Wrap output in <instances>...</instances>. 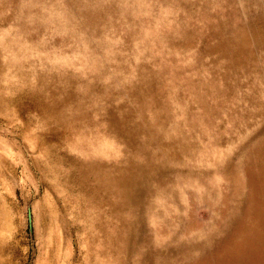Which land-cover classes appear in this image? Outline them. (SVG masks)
Wrapping results in <instances>:
<instances>
[{"label":"rangeland","instance_id":"obj_1","mask_svg":"<svg viewBox=\"0 0 264 264\" xmlns=\"http://www.w3.org/2000/svg\"><path fill=\"white\" fill-rule=\"evenodd\" d=\"M0 264H264V0H0Z\"/></svg>","mask_w":264,"mask_h":264}]
</instances>
